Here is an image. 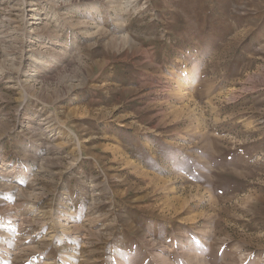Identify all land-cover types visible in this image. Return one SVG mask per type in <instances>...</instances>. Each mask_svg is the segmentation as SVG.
Returning <instances> with one entry per match:
<instances>
[{
	"label": "rangeland",
	"instance_id": "rangeland-1",
	"mask_svg": "<svg viewBox=\"0 0 264 264\" xmlns=\"http://www.w3.org/2000/svg\"><path fill=\"white\" fill-rule=\"evenodd\" d=\"M0 264H264V0H0Z\"/></svg>",
	"mask_w": 264,
	"mask_h": 264
},
{
	"label": "bare ground",
	"instance_id": "bare-ground-1",
	"mask_svg": "<svg viewBox=\"0 0 264 264\" xmlns=\"http://www.w3.org/2000/svg\"><path fill=\"white\" fill-rule=\"evenodd\" d=\"M24 4V3H23ZM40 14H41V12H33V14L31 15V19L32 20H40L39 18H40ZM38 24V23H37ZM29 129V128H28Z\"/></svg>",
	"mask_w": 264,
	"mask_h": 264
}]
</instances>
